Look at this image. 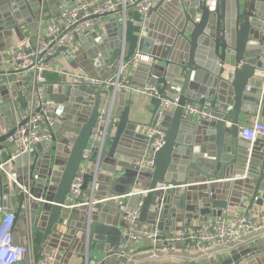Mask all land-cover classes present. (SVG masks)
Wrapping results in <instances>:
<instances>
[{
	"label": "water",
	"instance_id": "water-1",
	"mask_svg": "<svg viewBox=\"0 0 264 264\" xmlns=\"http://www.w3.org/2000/svg\"><path fill=\"white\" fill-rule=\"evenodd\" d=\"M68 1L26 3L38 18L43 5L61 6ZM13 2L0 0L4 16ZM149 15L138 51L153 61L133 60V90L118 92L114 86L105 89L78 77H64L58 88L60 105L51 107L49 139L35 146L39 157L26 154L13 160L17 171L7 172L8 165L0 171L1 203L7 213L17 214V221H29L41 234L42 251H57L54 264H70L73 258L81 264L120 263L124 226L117 202L107 200L108 195L140 192L130 197L131 206L143 202L140 221L152 233L167 234L191 228L194 221L220 218L231 208L247 210L243 198L250 200L248 210L264 205V139L241 138L240 122L248 101L259 105L264 118V94L247 98L246 91L264 88L259 79L264 72V0H162ZM3 24L0 30L7 27L8 35L15 29L9 19ZM101 34L99 29L78 38L83 47L77 61L90 77L107 80L128 59L125 42L104 40L93 54L90 45H97ZM12 44L1 47L0 53ZM106 68H111L109 76L104 74ZM229 68L234 72L229 73ZM15 79L0 71V156L9 149L8 138L24 123L32 98L29 95L16 112L13 98L18 93L8 96V87L24 82ZM149 85L158 88L150 101L153 120L166 133L165 145L154 155L153 172L138 166L155 140L146 133L150 124L130 119L132 98H141ZM163 99L178 100L179 107L163 110ZM186 103L208 107L211 118L201 122L185 118ZM98 124L99 138L92 139ZM88 148L91 156L83 173L82 194L71 207V186ZM220 264H264V246L239 250Z\"/></svg>",
	"mask_w": 264,
	"mask_h": 264
},
{
	"label": "built area",
	"instance_id": "built-area-1",
	"mask_svg": "<svg viewBox=\"0 0 264 264\" xmlns=\"http://www.w3.org/2000/svg\"><path fill=\"white\" fill-rule=\"evenodd\" d=\"M160 1L162 0H78L64 6L59 16L54 18H47L44 8L41 7L35 34L19 38L13 48L5 51V55L1 53L0 71L14 75L20 82L29 80L32 98L23 116L24 123L18 125L14 134L8 138L9 149L13 151L9 159L0 160V171L5 170L14 159L30 154L36 145L49 139L48 133L53 124L51 107L54 101L47 97L46 74L57 70L60 55L75 57L80 46L78 40L80 36L95 33L108 16L114 17L123 13L125 17L129 6L142 16L146 28L151 9ZM64 48L67 50L63 51ZM135 59L149 63L153 61L137 53L132 59L123 62L117 73L107 80L94 79L87 74L75 77L85 82L91 81L105 89L114 86L118 92H131L133 90L130 84L133 71L131 64ZM228 71L233 73L234 68H229ZM251 89L248 87V91ZM157 94L158 88L153 85L142 91V95L149 98ZM261 94H264V91ZM172 107H179V101L163 99V110ZM182 108L184 117L191 121L201 122L211 118L208 107L202 109L198 104L186 103ZM99 131L100 124L96 126L92 139L99 138ZM146 133L155 140L149 144L146 156L138 161V166L142 171L153 172L156 169L154 155L165 145L166 133L156 124L147 126ZM241 136L250 142L264 139V120L260 116L254 117L252 124L244 128ZM90 156L91 151L88 148L83 156L80 174L71 186L70 204L82 194L83 173ZM135 195L141 194L137 192L107 198L117 202L124 226L119 264H139L142 260H135L139 252H146L143 259L146 262L198 264L204 256L212 257L218 251L240 246L250 237L264 231L263 205L257 211L240 212L228 219L216 218L192 230H180L169 234L157 230L152 233L147 227L140 225L142 200L135 206L130 205V197ZM84 204L86 203L79 205ZM16 222L17 214L7 213L0 202V264H54L57 251L37 252L34 227L29 221L25 224L24 242L15 241Z\"/></svg>",
	"mask_w": 264,
	"mask_h": 264
},
{
	"label": "crops",
	"instance_id": "crops-1",
	"mask_svg": "<svg viewBox=\"0 0 264 264\" xmlns=\"http://www.w3.org/2000/svg\"><path fill=\"white\" fill-rule=\"evenodd\" d=\"M76 1L78 0H70L68 2H62L60 4L61 6H59L57 2H52L46 5H43L42 7L44 8L45 16L47 18H54V17L59 16L60 11L62 10L64 6L70 3H74ZM6 7H7V10L5 11V16H4V13L0 11V23H4L6 25L7 20L9 19L10 23H15V29L11 30L12 32L9 35L6 33L8 32L7 27H4L3 30H0V49L1 47L5 49L12 43L13 44L11 48H13L14 44L17 42L19 38H22L27 35H34L36 31V23L38 22V18L34 17L32 14V11L29 10V6L26 3V0H14L13 3H8V6ZM160 19H161L160 16H158V20ZM150 20H151V17L149 15L148 25L150 23ZM113 24H117V26H112ZM108 25H110L111 28L108 27L107 29L106 26ZM148 25L146 26V28H144L142 16L133 7L129 6L126 9L125 17H124V14L122 13L121 15H117L114 17L108 16L104 19L103 23L99 27V29H101L102 31V34L99 35V38L101 41H98L97 45H93V44L90 45V50L94 54L93 51L96 49V47L100 48L102 44L101 45L99 44L102 43L104 40H107L109 43L119 42L120 44H122L125 42V49H126L125 59L126 60L132 59L133 57H135L137 53H139L138 51L139 41L142 38L144 31L148 28ZM99 29L97 31H99ZM79 43H80V46H79V49H80L83 47V45L81 44L80 41ZM79 49H78V52H79ZM5 51L2 52L3 55H5L6 53ZM78 52L76 53L75 57H67V56L60 55V57L58 58V62H57V70L55 72H49L46 74L47 81H48L47 97L53 100L55 102L53 105L56 104L57 107L60 105L58 102L61 98V93L58 88H59V84L61 83L62 79L66 77L68 80H70L72 77L81 76L82 74L83 75L86 74V72H84V70L82 69L80 62L77 61L79 57V55H77ZM84 60H86V57H84ZM110 70L111 68H106L104 70V74L106 75L108 74L109 76L111 74ZM59 71H62V73H60ZM259 75H260L259 79L262 80L264 83V74L259 73ZM15 81L20 82L17 79H15ZM15 83L16 82H12L9 85L7 94L8 96L11 97L14 91L18 93V97L13 98L14 99L13 101L15 104L16 112L17 111L19 112L22 108V104L26 102L29 95H31L30 81L26 80L24 84L20 85L19 87H16ZM246 91L248 94H250V96L247 98H253L254 96H256V94H261L264 91V88L263 89L252 88L251 91H248V88H247ZM18 99H21V101L19 102ZM132 101L134 104L131 107V114H130L131 121L135 123H141L143 125L156 124L153 120V115L151 114V109H152L151 102H150L151 98L146 97V96H142L141 98L133 97ZM29 102L30 101H28V104ZM2 106H3V102L0 101V107ZM249 108L251 109L250 112L248 111ZM244 111L245 112H243V115L240 121L241 126L243 128L250 126L252 124L254 117L260 116V118L264 120V118L261 116L262 112H261L259 105L256 106L252 101H248V104L245 106ZM51 115H52V112H51ZM0 132H2L1 128H0ZM241 138L243 137L241 136ZM11 151L13 150L8 149L7 151L3 152L2 156H0V160L6 161V159H9L8 157L10 156ZM30 157L31 158L39 157V151L36 149V147L31 151ZM9 171H17V166L13 164V161L10 162L7 166V172ZM11 176L13 175L9 174V179H12ZM109 197H112V196L108 195L107 198ZM12 202L14 203L15 206H17L15 199H13ZM242 203H244L245 207H247L246 208L247 210L240 209L239 207L231 208L227 211H224L223 215L220 218L228 219V218L233 217L237 213L252 211V210H248L250 206L249 198L247 199L243 198ZM109 215L113 217L114 219L115 213H111ZM214 219L216 218L210 217L207 222L194 221L191 228L188 229V228L182 227V231L192 230L198 225L202 223L211 222ZM120 221L122 223V220ZM140 225L141 227H147L149 229V225L146 223L141 222ZM15 232H16L15 241L17 243L24 242L25 224L23 220L19 219L16 222ZM34 232H35L36 250L38 253H41L42 252L41 247H43L42 240H41V234L38 233L36 229H34ZM164 234H167V233H164ZM258 245L264 246V231L261 234L250 237L240 246H237V247H234L228 250L218 251L212 257L204 256V258L199 260L198 264H220L222 263L223 259L226 258L227 256L234 254L239 250H243L249 247L251 248L254 246H258ZM101 256L104 257V255H101ZM145 257H146V252H139L135 256V260L137 261L142 260L141 262H139V264L148 263L145 260H143ZM62 263L63 262H61L60 264ZM81 263L82 261L76 258H73L70 261V264H81ZM177 264H191V263L183 262V263H177Z\"/></svg>",
	"mask_w": 264,
	"mask_h": 264
},
{
	"label": "rangeland",
	"instance_id": "rangeland-1",
	"mask_svg": "<svg viewBox=\"0 0 264 264\" xmlns=\"http://www.w3.org/2000/svg\"><path fill=\"white\" fill-rule=\"evenodd\" d=\"M148 263H150V262H148Z\"/></svg>",
	"mask_w": 264,
	"mask_h": 264
}]
</instances>
